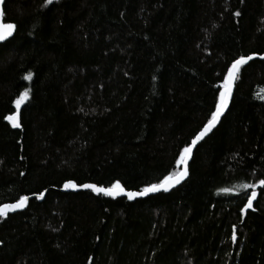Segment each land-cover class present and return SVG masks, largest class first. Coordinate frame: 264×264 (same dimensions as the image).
<instances>
[{
  "label": "trees",
  "instance_id": "trees-1",
  "mask_svg": "<svg viewBox=\"0 0 264 264\" xmlns=\"http://www.w3.org/2000/svg\"><path fill=\"white\" fill-rule=\"evenodd\" d=\"M3 13L16 27L0 43V204L44 197L0 218V264H264V59L241 67L176 188L60 190L137 191L179 171L232 61L264 55V0H4Z\"/></svg>",
  "mask_w": 264,
  "mask_h": 264
},
{
  "label": "snow or ice",
  "instance_id": "snow-or-ice-1",
  "mask_svg": "<svg viewBox=\"0 0 264 264\" xmlns=\"http://www.w3.org/2000/svg\"><path fill=\"white\" fill-rule=\"evenodd\" d=\"M53 0H45V4H52ZM235 16H239L240 12L234 13ZM4 13L0 11V41L6 40L8 37L13 35L15 30V25L13 23H5L3 21ZM264 59V56L260 57ZM253 56H240L239 58L232 61L230 67L227 69V74L223 77L222 84L219 85V98L215 103V109L211 112L210 118L207 120V123L203 126V129L195 136V138L191 141V144L187 147H184L183 150L179 154V159L176 161L178 165H184L182 171L171 172L168 175H165L162 180L158 183H153L148 186H145L139 191H126L125 188L121 185L119 181L114 182L110 187H98L95 184H83L77 185L74 182L68 181L65 182L63 187L65 189H77L78 187L83 189H90L93 193L98 195H104L107 197L116 198L118 196H126L129 200H133L137 197L148 196L150 193H158L161 191L167 192L170 188L178 185L183 181L188 175V168L187 163L190 159L193 147L197 145L199 141H202L208 133H210L213 128L216 127L217 123L219 122L221 116L224 114L225 110L228 108L229 100L232 96L233 92V83L239 78V73L241 67L248 63V61L252 60ZM33 76L32 72H27V74L23 77L24 80H31ZM29 99V90L26 88L23 92H21L18 98L15 100V108L16 112L12 115L6 116L5 119L11 124L13 128H20V109L21 105ZM24 175V173H21ZM259 185L264 187V179L259 181ZM244 189L254 188L255 185H242ZM222 191H228V189H223ZM36 199H42L44 197V192H40L38 194H34ZM256 192L253 191L251 196L247 198V204L244 206L241 211L243 212L245 209L252 208V202L256 198ZM28 195H21L16 200L15 203H6L0 205V218H8L9 213H14L19 210H23L28 202H29ZM233 242L236 241L235 232L231 237Z\"/></svg>",
  "mask_w": 264,
  "mask_h": 264
},
{
  "label": "water",
  "instance_id": "water-1",
  "mask_svg": "<svg viewBox=\"0 0 264 264\" xmlns=\"http://www.w3.org/2000/svg\"><path fill=\"white\" fill-rule=\"evenodd\" d=\"M3 4H4V0H0V11H2V12H3ZM3 18H4V16H3ZM3 21H4V20H3ZM5 23H6V22H5ZM14 31H15V30H14ZM13 34H14V32H13ZM12 36H13V35H12ZM12 36H10V37H12ZM10 37H8V38H10ZM8 38H7V39H8ZM7 39H6V40H7ZM6 40H4V41H6ZM4 41H0V43H2V42H4ZM262 56H264V55H262ZM260 57H261V56H253V59H254V58H259V59H261ZM248 62H249V61H248ZM234 85H235V82L233 83V90H234ZM232 94H233V92H232ZM231 98H232V96H231ZM231 98H230V100H229V104H230ZM228 107H229V105H228ZM227 109H228V108H227ZM227 109L225 110V112L227 111ZM225 112H224V114H225ZM224 114H223V115H224ZM223 115H222V116H223ZM222 116H221V118H222ZM221 118H220V120H221ZM220 120H219V122H220ZM219 122L217 123V125L219 124ZM205 124H206V123H205ZM205 124H204V125H205ZM204 125H203V126H204ZM217 125H216V126H217ZM203 126L198 130L197 134L203 129ZM213 129H214V128H213ZM210 133H211V132H210ZM210 133H208V135H209ZM197 134H196V135H197ZM196 135H195V136H196ZM195 136L191 139V141L195 138ZM191 141H190L189 145L191 144ZM199 142H201V141H199ZM199 142H198V143H199ZM198 143H197V144H198ZM189 145H188V146H189ZM196 146H197V145H196ZM196 146L193 147V151H194V149H195ZM192 154H193V152H192ZM191 157H192V155H191ZM191 157H190V159H191ZM190 159L188 160V163H189ZM188 163H187V165H186L187 168H188ZM184 167H185V166L182 165L180 171H182ZM187 177H188V176H187ZM187 177H186V178H187ZM186 178H185V179H186ZM185 179H184V180H185ZM184 180H183V181H184ZM183 181H181V183H182ZM66 182H68V181H66ZM71 182H73V181H71ZM64 183H65V182H64ZM64 183L62 184V187L60 188V190L63 191V192H76V191H80V190H90V189H83V188H80V187H78V188L75 189V190H73V189H65V188L63 187ZM181 183H180V184H181ZM86 184H87V183H86ZM180 184H178V185H180ZM82 185H83V184H82ZM178 185H175L174 187L170 188L169 191L172 190V189H174V188H176ZM78 186H79V185H78ZM99 187H101V186H99ZM125 190H126V189H125ZM126 191H128V190H126ZM161 192H164V191H161ZM158 193H160V192H158ZM153 194H157V193H150L149 195H153ZM149 195H148V196H149ZM32 197H35V195H34V196H29V198H32ZM118 197H125L127 200H129L126 196H123V195L118 196ZM143 197H146V196H143ZM35 198H36V197H35ZM137 198H141V197H137ZM135 199H136V198H135ZM39 200H41V199H39ZM129 201H131V200H129ZM15 202H16V201H15ZM15 202H12V203H15ZM4 204H6V203H4ZM26 207H27V206H26ZM26 207H25V208H26ZM25 208H24V209H25ZM24 209H23V210H24ZM23 210H19V211H23ZM19 211H17V212H19ZM14 213H15V212H14ZM9 214H12V213H9Z\"/></svg>",
  "mask_w": 264,
  "mask_h": 264
},
{
  "label": "bare ground",
  "instance_id": "bare-ground-1",
  "mask_svg": "<svg viewBox=\"0 0 264 264\" xmlns=\"http://www.w3.org/2000/svg\"><path fill=\"white\" fill-rule=\"evenodd\" d=\"M8 39H10V38H8ZM8 39H7V40H8ZM197 132H198V131H197ZM197 132L193 135V137L197 134ZM193 137H192V138H193ZM192 138H191V139H192ZM190 141H191V140H190ZM189 143H190V142H189ZM189 143H188V145H189ZM199 143H200V142H199ZM199 143H198V144H199ZM198 144H197V145H198ZM188 145H187V146H188ZM187 146H186V147H187ZM192 155H193V154H192ZM191 158H192V157H191ZM190 161H191V159H190ZM190 161H189V163H190ZM189 163H188V166H189ZM181 167H182V166H181ZM180 170H181V169H180ZM180 170H179V171H180ZM74 183H75V182H74ZM86 183H87V184H93V183H89V182H86ZM86 183H84V184H86ZM76 184H77V183H76ZM77 185H79V184H77ZM80 185H82V184H80ZM97 186H98V185H97ZM98 187H99V186H98ZM80 191H81V190H80ZM90 191H91V190H90ZM128 191H130V190H128ZM137 191H139V190H137ZM141 198H143V197H141ZM136 199H138V198H136ZM133 200H134V199H133ZM0 205H2V203H1Z\"/></svg>",
  "mask_w": 264,
  "mask_h": 264
},
{
  "label": "rangeland",
  "instance_id": "rangeland-1",
  "mask_svg": "<svg viewBox=\"0 0 264 264\" xmlns=\"http://www.w3.org/2000/svg\"><path fill=\"white\" fill-rule=\"evenodd\" d=\"M248 185H254V184H248Z\"/></svg>",
  "mask_w": 264,
  "mask_h": 264
}]
</instances>
